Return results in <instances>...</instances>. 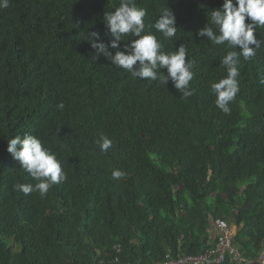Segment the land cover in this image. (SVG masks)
Wrapping results in <instances>:
<instances>
[{
	"label": "trees",
	"instance_id": "16d2710c",
	"mask_svg": "<svg viewBox=\"0 0 264 264\" xmlns=\"http://www.w3.org/2000/svg\"><path fill=\"white\" fill-rule=\"evenodd\" d=\"M223 2L136 0L147 9L145 34L164 52L185 43L194 62L187 99L171 81H142L92 59L88 34L108 42L103 16L119 0H10L0 9V264H154L199 255L216 247L221 218L237 227L241 256L262 264L264 42L251 60L240 57L239 92L224 114L210 86L226 77L220 60L230 49L197 35ZM164 7L176 16L170 41L147 27ZM254 34L264 37V28ZM25 133L56 153L67 174L43 198L14 187L36 183L7 151L8 139ZM100 134L113 142L107 154L96 144ZM113 169L124 177L113 180ZM222 264L240 263L229 256Z\"/></svg>",
	"mask_w": 264,
	"mask_h": 264
},
{
	"label": "clouds",
	"instance_id": "9594fccd",
	"mask_svg": "<svg viewBox=\"0 0 264 264\" xmlns=\"http://www.w3.org/2000/svg\"><path fill=\"white\" fill-rule=\"evenodd\" d=\"M9 6L10 0H0V9H7ZM159 11V17L147 27L154 28L162 35L163 40L170 41L177 34L176 16L169 7ZM146 16L147 9L138 7L136 0H119L114 11H105L103 22L110 39L103 42L98 32L88 34L94 50L92 59L104 57L111 65L142 81H158L160 85H168L171 81L181 98L187 99L194 94L190 88L194 62L187 58V47L184 43L175 51L164 52V43L156 35L150 31L145 34ZM246 20L249 22L246 23ZM259 28H264V0H224L222 7L211 10L206 26L198 30L197 35L206 38L213 46L225 45L230 49L220 60V66L226 70V77L210 86V91L215 96V105L224 114L231 113L230 102L234 101L239 92L236 78L239 75L237 65L240 57L245 61L251 60L256 55V49L264 42V37L258 40L254 34ZM129 35L135 39L125 42V37ZM122 41L125 43L121 50ZM238 46L239 51L231 50ZM111 49H115V52ZM57 107L63 109L64 105L60 103ZM96 144L101 154H107L113 142L100 134ZM7 151L19 162L21 169L36 181L34 185L19 182L15 184V190L24 195L38 192L43 198L52 186L67 179L57 154L37 135L25 133L8 139ZM124 175L119 169L111 172L113 180H119Z\"/></svg>",
	"mask_w": 264,
	"mask_h": 264
},
{
	"label": "built area",
	"instance_id": "2783aa9c",
	"mask_svg": "<svg viewBox=\"0 0 264 264\" xmlns=\"http://www.w3.org/2000/svg\"><path fill=\"white\" fill-rule=\"evenodd\" d=\"M215 227L218 232L217 245L215 248L204 251L199 255L182 254L177 258H171L154 264H222L229 256H234L240 264H250L236 249L234 238L236 236L233 226L227 219H217ZM259 261L264 264V249L259 255Z\"/></svg>",
	"mask_w": 264,
	"mask_h": 264
},
{
	"label": "crops",
	"instance_id": "0c3cea01",
	"mask_svg": "<svg viewBox=\"0 0 264 264\" xmlns=\"http://www.w3.org/2000/svg\"><path fill=\"white\" fill-rule=\"evenodd\" d=\"M213 236L215 239H217V229L216 228H213Z\"/></svg>",
	"mask_w": 264,
	"mask_h": 264
},
{
	"label": "rangeland",
	"instance_id": "374dc122",
	"mask_svg": "<svg viewBox=\"0 0 264 264\" xmlns=\"http://www.w3.org/2000/svg\"><path fill=\"white\" fill-rule=\"evenodd\" d=\"M233 228H234L233 230H234L235 234H237V231H238L237 227L233 226Z\"/></svg>",
	"mask_w": 264,
	"mask_h": 264
}]
</instances>
